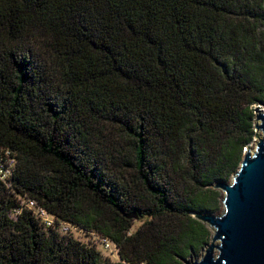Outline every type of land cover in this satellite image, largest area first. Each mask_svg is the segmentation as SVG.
<instances>
[{
    "label": "trees",
    "instance_id": "1",
    "mask_svg": "<svg viewBox=\"0 0 264 264\" xmlns=\"http://www.w3.org/2000/svg\"><path fill=\"white\" fill-rule=\"evenodd\" d=\"M259 101L264 0H0V145L16 156L0 264H99L93 243L9 218L15 194L111 239L102 264H182Z\"/></svg>",
    "mask_w": 264,
    "mask_h": 264
},
{
    "label": "water",
    "instance_id": "2",
    "mask_svg": "<svg viewBox=\"0 0 264 264\" xmlns=\"http://www.w3.org/2000/svg\"><path fill=\"white\" fill-rule=\"evenodd\" d=\"M260 104L252 123L254 147L245 148L228 181L211 184L221 191V209L191 213L212 231L203 251L182 258L183 264H264V102ZM124 215L135 217L133 212Z\"/></svg>",
    "mask_w": 264,
    "mask_h": 264
},
{
    "label": "built area",
    "instance_id": "3",
    "mask_svg": "<svg viewBox=\"0 0 264 264\" xmlns=\"http://www.w3.org/2000/svg\"><path fill=\"white\" fill-rule=\"evenodd\" d=\"M16 156L12 150L0 145V182L7 189H11V176L15 168ZM17 205L7 211V216L14 219L21 209L27 210L34 218L42 224L43 227L55 229L60 234L67 235L71 230L81 229L75 224L66 222V220L55 219L46 208L38 204L35 199L25 195L15 194ZM82 230V229H81ZM97 244L102 248L116 250L113 241L109 238L101 237L94 232ZM116 252V251H115ZM142 264V263H139Z\"/></svg>",
    "mask_w": 264,
    "mask_h": 264
},
{
    "label": "rangeland",
    "instance_id": "4",
    "mask_svg": "<svg viewBox=\"0 0 264 264\" xmlns=\"http://www.w3.org/2000/svg\"><path fill=\"white\" fill-rule=\"evenodd\" d=\"M260 103L255 104V108L256 106H260ZM255 110V109H254ZM254 120V117H253ZM252 120V123H253ZM252 130L255 133V128L252 126ZM257 138L255 137V135L253 134L250 137V141L246 144L245 146H242V152L245 150V148L251 150L254 147V141H256ZM229 179V178H228ZM213 188V187H212ZM221 209V202L220 200L217 202V209L214 212H210V213H215L217 211H219ZM142 222V217H138V218H134L131 228H128L129 231H132L134 228H136L140 223ZM205 226V228L207 229L208 232V238L206 243L202 244L201 246L197 247L196 251L194 253H189L187 254L185 257L188 258L189 255L193 256H198L202 251L203 248L207 245V243L210 241V234H211V229L209 228V226L202 222ZM67 235H70L72 238L77 239L81 242H86V243H93L97 253L99 255V259H98V263L102 264L103 260L105 259H111L116 260L117 259V255L116 252L113 250H109V249H104L102 248V246L100 244H97V241L95 240V235H94V231H85V230H81V229H77V230H71V232H69ZM184 257V258H185ZM183 264V263H182Z\"/></svg>",
    "mask_w": 264,
    "mask_h": 264
}]
</instances>
